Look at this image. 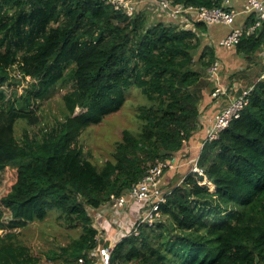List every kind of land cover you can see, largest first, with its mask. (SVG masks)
<instances>
[{
    "label": "trees",
    "instance_id": "16d2710c",
    "mask_svg": "<svg viewBox=\"0 0 264 264\" xmlns=\"http://www.w3.org/2000/svg\"><path fill=\"white\" fill-rule=\"evenodd\" d=\"M167 1L212 8L224 0ZM143 9L127 16L98 0H0V264H41L14 231L51 209L63 228L80 231L51 251V264L98 263L100 248L110 247L101 246L89 211L104 216L108 208L113 217L110 195L131 189L156 161L181 159L199 128L207 69L217 59L202 37L207 25L186 29ZM263 46L264 21L233 49L251 61ZM132 88L147 100L136 107L137 130L123 129L96 165L78 140ZM58 89H67L60 117L17 137V124L38 125L40 104ZM196 158L204 175L187 166L166 192L159 221L118 241L108 264H264V80Z\"/></svg>",
    "mask_w": 264,
    "mask_h": 264
},
{
    "label": "built area",
    "instance_id": "2783aa9c",
    "mask_svg": "<svg viewBox=\"0 0 264 264\" xmlns=\"http://www.w3.org/2000/svg\"><path fill=\"white\" fill-rule=\"evenodd\" d=\"M98 1L112 6L114 10L124 12L127 16H131L137 10H144L143 8H145L154 14L155 18L165 22H179L182 25L181 27L186 29L191 28L194 22H202L206 25L220 24L230 27V32L218 41V46L226 49L234 48L243 34H252L264 21V0H242L241 12L248 16L253 15V23L250 26L238 27H234L238 12L229 6L230 0H224L222 7L212 8L173 6L167 0ZM207 75L215 87L211 92V97L217 99L225 91L223 86L218 84L219 62L217 60L208 67ZM260 79L264 80V72ZM251 89L252 86L242 89L237 97L232 99L214 116L204 142L216 140L219 133L232 120L240 116L242 110L248 104ZM185 162H188L190 165L189 172L197 173L200 176L204 175L203 170L197 165L198 158L195 157L185 161L184 157H181V159L172 157L167 161H156L154 165L146 170L143 178L125 193L117 196L110 195L107 206L110 207L114 218L119 222L118 225L122 227V233L116 237L117 242L131 233L137 234L138 226L146 224L150 227L159 221V209L165 203L166 196L168 195L166 193L168 189L163 186V176L169 170L175 171L179 169ZM204 183H207L206 179L201 182V184ZM98 214L100 218V212ZM110 250L111 248H107L106 246L100 248L99 262L95 264H108Z\"/></svg>",
    "mask_w": 264,
    "mask_h": 264
},
{
    "label": "rangeland",
    "instance_id": "374dc122",
    "mask_svg": "<svg viewBox=\"0 0 264 264\" xmlns=\"http://www.w3.org/2000/svg\"><path fill=\"white\" fill-rule=\"evenodd\" d=\"M219 51L227 52V54L233 57L237 56L232 50L219 48ZM241 61L242 62L237 64L234 68L228 69L229 71L225 74L224 79H242L243 85H241V87L245 85L246 87L244 88L246 89L261 80L260 77L264 72V46L251 61H246L244 59ZM26 79L30 80L28 77ZM207 80L210 81L209 78H207ZM208 88L210 90L209 92H211L212 86ZM132 90L134 91H130L126 101L117 112L105 116L101 123L89 126L78 140L79 145L89 154L90 159L96 165H101L109 158L116 142L121 139V132L123 129L132 131L137 130L138 121L135 118L136 107L140 104H146L147 100L138 90L134 88H132ZM66 91L67 89H58L49 99L40 104L36 112L40 120L38 125L27 126L25 122H19L16 126L17 137L21 135L23 127L27 128L31 133L37 134L40 128L51 125L55 119L59 118L63 110L62 95ZM184 173L185 172H174V175L172 174V183L166 184L165 188L170 189L173 184L181 180L180 178ZM6 175L8 181L11 182L13 172L9 171ZM208 186L210 190H213L214 187L211 185ZM225 209L232 211L235 208L233 206H228ZM204 213L207 212L204 211ZM89 214L93 218L92 224L97 230V238L103 245L113 240L116 241V237L122 233V227L118 225L119 222H117V219L110 217L101 220L98 212L93 214V212L89 211ZM57 215V210L51 209L44 221L35 222L24 229L18 228L14 231L18 233V237L30 248L32 254L39 258L41 264H51L47 259L51 251L56 250L59 246L67 245L68 242L76 238L80 233L79 230L63 228L57 219ZM2 232L3 230L0 229V234ZM104 238H108V240H104ZM109 247L112 248L113 246Z\"/></svg>",
    "mask_w": 264,
    "mask_h": 264
},
{
    "label": "crops",
    "instance_id": "0c3cea01",
    "mask_svg": "<svg viewBox=\"0 0 264 264\" xmlns=\"http://www.w3.org/2000/svg\"><path fill=\"white\" fill-rule=\"evenodd\" d=\"M241 5L242 0H230L229 6H231L234 10L238 12V15L235 19L234 27L238 26H246L247 25V18L248 15L241 12ZM151 20L155 19L154 14L151 15ZM177 25H179V22H176ZM180 26H182L180 24ZM231 28L227 26H223L220 24H211L207 25V32L202 35L205 43L215 49V54L217 57V61L219 62V75H218V84L223 86L225 89V93L221 94L217 99H214L211 97L209 92L210 90H205V93L203 94L202 101L199 104V123H198V129L195 131L193 136L191 137V140L185 143L183 151H182V157H184L185 161L190 160L194 157H196V154H198L203 140L206 137V134L209 130V128L212 125V121L214 116L220 112L224 106H226L232 99H234L236 96H238L244 87H241L243 85V80H233L229 78H225V74L228 73L229 68H234L237 64H240L243 60L240 56H232L227 54V52L219 51V48H223L218 46V41L226 36L228 32H230ZM224 50L226 48H223ZM232 50L233 53H235L234 49H227ZM210 83V86H212V90L214 88V83L212 81H208ZM253 85V84H252ZM251 85V86H252ZM190 167L188 162H185L178 170L167 172L165 176H163V185L165 184H171L172 183V174L174 175V172H185L186 174V167ZM107 207V206H105ZM107 215L101 216L100 219L104 220L107 218H110L111 213L109 212L108 208H104ZM114 217V216H113ZM104 240H108V238H104ZM117 242L115 240L111 241L109 243V246H114ZM101 246H103V243H100Z\"/></svg>",
    "mask_w": 264,
    "mask_h": 264
},
{
    "label": "water",
    "instance_id": "95a60500",
    "mask_svg": "<svg viewBox=\"0 0 264 264\" xmlns=\"http://www.w3.org/2000/svg\"><path fill=\"white\" fill-rule=\"evenodd\" d=\"M214 189V188H213Z\"/></svg>",
    "mask_w": 264,
    "mask_h": 264
}]
</instances>
